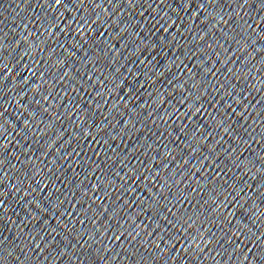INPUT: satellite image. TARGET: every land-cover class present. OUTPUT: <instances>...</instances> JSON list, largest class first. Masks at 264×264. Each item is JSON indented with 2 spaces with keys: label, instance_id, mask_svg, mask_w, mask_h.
<instances>
[{
  "label": "water",
  "instance_id": "obj_1",
  "mask_svg": "<svg viewBox=\"0 0 264 264\" xmlns=\"http://www.w3.org/2000/svg\"><path fill=\"white\" fill-rule=\"evenodd\" d=\"M0 264H264V0H0Z\"/></svg>",
  "mask_w": 264,
  "mask_h": 264
},
{
  "label": "snow or ice",
  "instance_id": "obj_2",
  "mask_svg": "<svg viewBox=\"0 0 264 264\" xmlns=\"http://www.w3.org/2000/svg\"><path fill=\"white\" fill-rule=\"evenodd\" d=\"M56 2H57V3H59V2H60V0H56Z\"/></svg>",
  "mask_w": 264,
  "mask_h": 264
}]
</instances>
